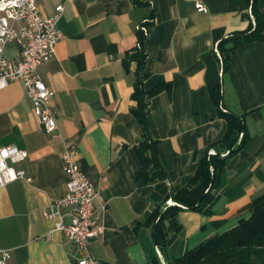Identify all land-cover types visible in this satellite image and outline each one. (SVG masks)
Segmentation results:
<instances>
[{
    "label": "crops",
    "instance_id": "0c3cea01",
    "mask_svg": "<svg viewBox=\"0 0 264 264\" xmlns=\"http://www.w3.org/2000/svg\"><path fill=\"white\" fill-rule=\"evenodd\" d=\"M36 2L44 16L63 6L62 36L53 57L38 68L54 92L59 136L44 132L20 82L0 89V147L27 151L15 168L29 178L0 188V250L9 253L6 264H76L73 245L61 232L50 233L55 220L44 214L66 193L61 155L68 144L76 146L80 170L101 195L103 232L90 243L92 255L102 264H147L157 254L166 264L153 229L143 221L155 208L177 205L171 193L191 180L207 151L216 153L211 146L227 127L223 111L243 117L245 141L229 157L202 212L177 205L181 210L165 219L166 257H180L248 217L250 205L264 196V42L223 54L218 47L254 24L244 0ZM196 2L207 12L197 11ZM258 8L264 13V0ZM143 28L146 59L138 68L132 54ZM5 56L16 58L13 45ZM222 58L228 59L225 73ZM137 81L144 91L158 89L146 98L147 136L155 142L165 177L150 183L144 177L152 165L135 150L142 139L132 113ZM215 87L219 105L210 96Z\"/></svg>",
    "mask_w": 264,
    "mask_h": 264
},
{
    "label": "built area",
    "instance_id": "2783aa9c",
    "mask_svg": "<svg viewBox=\"0 0 264 264\" xmlns=\"http://www.w3.org/2000/svg\"><path fill=\"white\" fill-rule=\"evenodd\" d=\"M194 6L197 11L207 12V7L200 2ZM62 13V5H57L51 16H44L36 0H0V89L11 82H20L42 129L53 137L59 136L52 102L54 92L42 80L38 68L54 55L62 36L58 29ZM142 31L145 34L144 28ZM9 45L16 49L15 59L5 56ZM77 154L75 145L68 144L63 149L61 160L67 175L66 193L54 200L44 214L55 220L50 233L61 232L73 245L76 264H102L90 250V243L103 232L97 208L101 195L80 170ZM27 156L26 150L13 145L0 147V188L19 179L29 181L23 170L15 168ZM65 217L68 223L64 222ZM8 257L7 251L0 250V264H6Z\"/></svg>",
    "mask_w": 264,
    "mask_h": 264
},
{
    "label": "trees",
    "instance_id": "16d2710c",
    "mask_svg": "<svg viewBox=\"0 0 264 264\" xmlns=\"http://www.w3.org/2000/svg\"><path fill=\"white\" fill-rule=\"evenodd\" d=\"M243 6L250 10L254 24L250 23L246 30L221 41L218 45L221 54L253 41L264 42V13L258 8V0H244ZM144 37L143 31L137 33L138 49L132 54L138 68H142L146 59L142 49ZM221 65L223 73L227 72L228 59L222 58ZM157 91L158 89L144 91L140 82L137 81L131 96L136 102L132 113L142 130V139L135 150L143 163L152 165L150 175L144 177L145 183L155 179L162 180L165 177L156 155L155 142L147 136L146 98ZM210 96L216 105L220 104L221 93L218 87L210 90ZM221 116L226 121L227 127L221 139L211 146L216 148V153L209 154L207 151L199 160L191 180L176 192L171 193L172 201L187 210L202 212L211 203L212 191L218 187L229 157L236 153L245 141L243 117L230 111L221 112ZM225 152L227 154L221 156ZM177 205L169 206L162 215L159 208H155L143 221L144 226L153 229V240L166 264H264V196L250 205L248 217L239 219L234 228L215 235L180 257L168 258L166 257L167 234L164 221L181 210ZM147 264H162V261L155 254Z\"/></svg>",
    "mask_w": 264,
    "mask_h": 264
},
{
    "label": "water",
    "instance_id": "95a60500",
    "mask_svg": "<svg viewBox=\"0 0 264 264\" xmlns=\"http://www.w3.org/2000/svg\"><path fill=\"white\" fill-rule=\"evenodd\" d=\"M170 206V204L166 203L160 210V215L163 214V212L166 210V208H168Z\"/></svg>",
    "mask_w": 264,
    "mask_h": 264
}]
</instances>
